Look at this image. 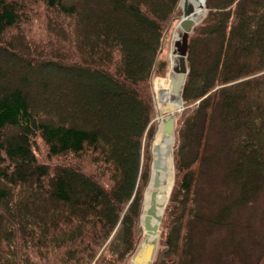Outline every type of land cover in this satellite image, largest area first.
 <instances>
[{
    "label": "trees",
    "instance_id": "16d2710c",
    "mask_svg": "<svg viewBox=\"0 0 264 264\" xmlns=\"http://www.w3.org/2000/svg\"><path fill=\"white\" fill-rule=\"evenodd\" d=\"M78 1L0 0V76L3 64L19 80L0 86V264H130L142 240L156 100L171 101L162 56L164 96L153 73L184 0ZM200 1L176 138L161 125L154 138L168 168H153L143 223L152 191L163 211L175 139L176 179L150 264H199L213 227L241 252L243 206L264 186V0ZM35 76L43 93L62 81L78 96L33 105ZM222 147L224 201L206 211L198 176Z\"/></svg>",
    "mask_w": 264,
    "mask_h": 264
},
{
    "label": "rangeland",
    "instance_id": "374dc122",
    "mask_svg": "<svg viewBox=\"0 0 264 264\" xmlns=\"http://www.w3.org/2000/svg\"><path fill=\"white\" fill-rule=\"evenodd\" d=\"M84 0H79L78 2L83 3ZM180 1V0H179ZM200 0H189V2L191 3L193 9L194 10V6L196 5L195 9H200V15L197 17L198 21L199 19H201L203 17V15L206 12V7H205V3L203 1L197 2ZM183 3H181L180 5H182ZM119 9L118 10H123V8L121 6H118ZM100 16L106 17L105 12L100 13ZM183 16V12L181 15V18ZM187 15L183 16L186 17ZM180 18V19H181ZM180 21V20H179ZM178 21V22H179ZM178 22L176 23V28L175 31L172 33L170 39H168L167 41L165 40V49L163 51V53L161 54L162 58L165 59L167 61V65L165 64V66H167L169 68L168 71V77L166 80V84H165V94L167 95V99L169 98V100H171L172 102H176L177 101V96L174 97H170V84H169V76H171L172 74L175 73L174 70V62L173 61H177L176 56L171 54V50H172V46L174 43V38H175V34L176 32H178ZM32 33L37 34L38 32L34 31L32 28ZM175 33V34H174ZM174 34V36H173ZM171 40V41H170ZM161 56H159V61H160V66L157 70L154 71L153 73V78L155 77L156 73L161 74L163 71H165L164 69V62L161 59ZM7 64V63H6ZM8 66H10L9 64H7ZM3 69L4 71H6L7 69L9 70V75L3 77L0 76V86L2 85H9L10 83L18 85L19 84V80L17 79V77H15L12 72L6 65H3ZM20 78V76H19ZM43 81H45L44 79H41V77L39 78V76H35V77H30L29 79V85L31 86L30 88V94L32 97V103L33 105H38V104H43L45 103L46 100H58L59 102H61V104L65 105V107L67 108L68 106V102L69 100H67V98L61 99V94H64V91H66V95L71 96L74 95L75 97H77L78 95L76 93H67V86L64 85L62 81H59L58 84H56L57 86H61L59 88V92L56 91V88L53 87L54 90H50L48 89V91H40V89H38V84L42 83ZM51 81V80H50ZM92 100H97V98L93 97ZM83 103V102H82ZM164 101H157L156 100V108H157V115L154 118V131L153 134L150 137L149 140V148H150V153H151V170L149 173V180L148 183L146 185V188L144 190V197H143V203H142V209H141V214H140V225H141V232L143 231V233H141L142 235V240L140 242V244H138L137 248L135 249V254L138 252V250L141 248L142 243L144 242L145 239H155L157 240V248L159 247L160 244V235L158 236L157 234H149L146 229L144 228V223H143V210H144V198L146 193L149 192L150 190V184H151V176H152V172H153V167H152V159L153 157H156V150H152V145L154 146V138L155 135L158 131V127L161 125V131L159 133V135L163 132V119L165 114L163 113V108L165 106ZM182 110V109H181ZM179 111H177V120L179 117ZM177 120H176V131H177ZM214 134V131H213ZM175 138H176V132L174 134ZM219 136V134H218ZM174 138V139H175ZM176 139L174 140L173 146L172 148H174ZM172 145V142L169 143V146ZM222 147L221 152L217 155V156H213L212 159L207 160L204 162L203 164V168H202V172L201 175L198 176V180H199V186L201 189V195L204 197H202L203 199H207V204L205 207L206 211H209L210 209L213 208H217V203H216V198L218 196V194H220V196H218L221 201H224V189L226 188V181H225V173H226V169L229 165L230 162V153L229 151ZM208 153L211 152V149L207 150ZM165 158L167 160H170V167H171V172H170V179H171V188L167 197V200L165 202L164 205V210H163V214L165 212V208L166 205L168 203L171 191L173 190V186H174V180L176 179V164H175V159L173 156V149H172V156L170 154L165 155ZM253 198H255L253 201H251L250 203H246L243 206V215L244 218L243 220L245 221L244 224L246 225V228L243 229V234H244V245L245 248L242 249L241 252L238 251L237 248L233 247L234 242L232 241V239L230 238V235L228 234V232H226V230L224 228H218V227H209L212 229V232L206 236L204 238V256L202 257V259L200 260L199 264H254L257 254L259 253L261 247L264 245V186L263 188L258 192L257 195H255ZM204 206V205H203ZM163 217V215H162ZM160 233H161V228H160ZM156 248V249H157ZM232 248H234L232 250ZM244 250L246 251L244 253ZM132 258V256L130 257ZM130 264H134V262L130 259Z\"/></svg>",
    "mask_w": 264,
    "mask_h": 264
},
{
    "label": "water",
    "instance_id": "95a60500",
    "mask_svg": "<svg viewBox=\"0 0 264 264\" xmlns=\"http://www.w3.org/2000/svg\"><path fill=\"white\" fill-rule=\"evenodd\" d=\"M183 16L188 15L192 12V5L189 0H184L182 4ZM182 16V18H183ZM182 18L179 22H181ZM197 21H191L184 24L183 28H178L177 36L174 39V44L172 47V52L177 54V63L174 66V70L177 72V76L173 83V92L177 96L176 102H168L163 108V113L165 114L163 119V133L169 134L171 132H176V112L180 110L184 105L183 99V89L186 83L187 73L189 71L187 66V56H188V43H189V33L193 25ZM167 65V62H166ZM165 80V71L158 75L157 84L155 83L154 88L156 92H161L160 96H164L163 84ZM157 151V157L152 159V167L160 170H167L168 166L166 163L161 162L160 148L152 145V150ZM165 155L170 154L172 156V146L166 147L164 151ZM153 185L155 187L160 185L159 174L156 172L153 177ZM157 192L152 191L150 195V203L146 209V214L144 216V228L149 234L160 235V222L162 219L163 211L159 214L157 213ZM144 197V194H143ZM164 210V208H163ZM153 219L155 221L153 222ZM157 248V240L155 239H145L141 248L133 256L132 260L135 264H150L152 261Z\"/></svg>",
    "mask_w": 264,
    "mask_h": 264
},
{
    "label": "bare ground",
    "instance_id": "6f19581e",
    "mask_svg": "<svg viewBox=\"0 0 264 264\" xmlns=\"http://www.w3.org/2000/svg\"><path fill=\"white\" fill-rule=\"evenodd\" d=\"M197 2H200V1H197ZM196 5L194 6V10H192V12L190 14H188L186 17H183L181 22H178V28H183L184 24L187 23V22H191V21H196L197 20V17L200 15V9H195ZM193 9V7H192ZM91 36V35H90ZM177 36V32L175 34V37ZM171 54L176 56L177 58V54L173 53L172 50H171ZM174 62V66L175 64L177 63V61H173ZM177 76V72L175 71L174 74H172L171 76H169V86H170V97H174L175 94L173 92V83L175 81V78ZM143 233V231L141 232ZM143 244V243H142ZM142 246V245H141Z\"/></svg>",
    "mask_w": 264,
    "mask_h": 264
}]
</instances>
